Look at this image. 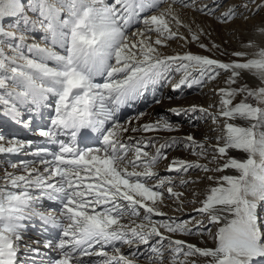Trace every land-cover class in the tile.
Returning <instances> with one entry per match:
<instances>
[{"label": "snow or ice", "instance_id": "1", "mask_svg": "<svg viewBox=\"0 0 264 264\" xmlns=\"http://www.w3.org/2000/svg\"><path fill=\"white\" fill-rule=\"evenodd\" d=\"M177 4L213 17L219 11L196 7V0H0V115L30 126L34 114L53 112L36 129L42 144L0 136V154L27 157L0 170V264H17L34 218L60 230L58 239L43 242L56 253L49 264H198V257L205 264H254L264 258V41L242 42L255 53L233 51L227 62L191 52L165 55L161 49L170 41L185 39L173 22L187 29L188 42L203 35L180 21ZM216 18H236L235 7ZM245 73L257 83H248ZM174 74L180 77L174 91L225 76V87L215 90L218 105H209L215 114L196 105L169 109L208 113L221 134L215 144L184 137L185 150L207 163L173 159L165 171L175 175H161L156 166L177 138L157 145L159 137L129 133L173 132L178 125L158 118L132 126L117 113L150 88L155 97V86ZM88 133L95 144L82 146L78 137ZM233 150L241 155H230ZM192 170L235 173L207 176L213 183L194 209L217 226L211 248L175 238L202 235V221L192 217L190 228V221L162 210L165 200L183 210L186 192L177 189L199 183L182 175ZM191 195L196 203L199 193ZM45 199L59 207L44 210ZM40 243L24 247L40 255L32 246Z\"/></svg>", "mask_w": 264, "mask_h": 264}, {"label": "rangeland", "instance_id": "2", "mask_svg": "<svg viewBox=\"0 0 264 264\" xmlns=\"http://www.w3.org/2000/svg\"><path fill=\"white\" fill-rule=\"evenodd\" d=\"M205 1H207V0H196V7H201L202 5H208L209 2L213 1V0H210L208 3H205ZM257 1L258 0H254V2H253V0H219L216 3L209 4V6L213 7V8L219 6V11L216 13V17H218L221 12L226 11L229 7H231V6L235 7L236 18H234V19H232L226 23L219 21L216 17L203 15L198 11H194L192 8L186 9V8H183L179 4L175 5L174 7H175V10L178 14V18L180 19V21L185 25H191L193 32L202 31L203 35L200 36V39L198 42H188V41H190V33L187 31L186 28H183V27H180L177 29V26L173 22V25H172L173 31H178L180 34H182L185 37V39H183L182 41H181V39L172 40L168 43V46L165 48H162L161 51L165 55H175V54H182V53L184 54L185 51L183 50V47L187 46L188 49H190L191 51H193L197 54H203L204 53V54L210 55L211 57L218 59L220 61H222L221 58L225 57V55H227L229 59H232V58L235 59L231 55L232 52L235 51L232 48L235 44L229 43L226 39H224L223 41L221 39H219V37L222 36V31H223L222 25L223 24L224 25L225 24L230 25L232 27V29H235L236 28L235 27L236 21H239L240 18L244 17L246 14H249L250 12L251 13L249 16H251L252 18L255 19L257 17L260 19H264V7H259V8L257 7L258 5H264V0L260 1V3ZM109 2H111V0H109ZM245 4L247 5V7H244ZM240 6L243 7L241 10H240ZM167 7H168V4L162 5V8H167ZM239 10L241 13L238 12ZM190 12H194V15H192V16L189 15ZM40 35H41L40 32L35 33V36L37 38H39ZM29 42H31V40H29ZM200 43H203L204 45H206L207 48L211 49V51L200 48V46H199ZM178 51H180L182 53H175ZM169 52H173V54H170ZM186 52H188V51H186ZM179 78H180L179 75L174 74L170 81L162 82L161 84H159V86L158 85L155 86V97L153 95V89L150 88V90L147 91V96L145 98V101L144 100L142 101L141 108L143 106H145L149 100H150V103L146 108L141 110L140 113H144L143 116H140L139 115L140 113L131 114L132 117H130L129 119H131L133 122L132 126H135V125L140 124L142 122H145L147 120V116L152 114L151 110L154 107V105L156 104L155 100L159 99V98H156L159 94L161 96V98L159 99L160 105L162 106L161 108L158 109L159 111L157 113V116L159 115L158 116L159 118H164L163 114H165L166 115L165 118L170 120L171 122H173L177 125H183V126H186V124H188L187 128H193V129L195 128L196 130L199 131L198 133H200V134H202V133L208 134L209 132H207L206 130H209V128L211 126H218V124L213 123V120L208 113L201 112L198 110V112L197 111H195V112H181L179 115H176V114L170 112L169 109L176 108V107H179L181 105H185L184 107L181 108V109H185V108H187L186 106L191 105V104H188L189 102H195V100H197L199 97L210 99L212 105H218L219 96L217 95L216 92L214 93V90H212L210 88H213V87L215 88L218 85L220 86L223 83V81L225 80V76L221 75L216 80L206 82L202 86H200V85H193L192 87L183 86L180 90H176L173 93L172 97L166 96L165 95V93H166L165 88H167L168 86H171V88H173L174 84L179 80ZM207 90H209V91H207ZM149 93H150V95H149ZM153 99H155V100L151 101ZM140 100H141V98H140ZM172 101H174V104H171ZM252 102L255 103V101H252ZM202 108L208 109L209 113L215 114V112H214V111H216L215 107H213V108L202 107ZM47 111L52 112V108H47ZM137 116H139L138 120L136 119ZM127 117H125L121 123H125L126 121H128L129 119L126 120ZM6 118H8V117L0 115V124H3L5 122L4 120ZM10 121H12V120H10ZM220 123H221V121H220ZM16 124L20 125L18 123H16ZM39 124L41 125V127L43 125H47L45 123H39ZM30 126L39 128L38 126H33L32 124ZM178 131L179 130H177V132ZM215 131L216 130H211V132H215ZM174 132L175 131H173V132L160 131V132H155V133H139L140 135H144V136L159 137V139L155 141V143L157 145L159 143H163L164 140L168 139L169 137H176L177 138L176 146L167 150L168 158L167 159H161L156 167L165 166V168H167L168 164L171 163V161H172L171 158L174 157V155L175 156L183 155V158H184L185 154H188L190 157H193L192 162H199L202 164L207 163V160L198 159V157L193 156L191 154L190 150H185L183 138L186 137L185 136L186 133L184 131L178 132V133H174ZM5 136L6 135H4V137ZM210 140H211L210 141L211 144H213L215 141L213 138H210ZM201 141H203V140H201ZM89 146H93V145H89ZM149 151L154 152L155 149L152 148V149H149ZM2 155H6V157H5L6 159L2 160V158H3V157H1ZM211 156H212V152H211V150H209V157L208 158L211 159ZM12 157H13V159L8 161V158L10 159ZM15 157H16V155L0 154V170L7 167V165L10 162H16L19 160V159L14 160ZM24 158L25 157L22 156L20 159H24ZM220 162H222V161H220ZM214 166H216V165H214V164L209 165V167H214ZM165 168H163V169H165ZM9 170H11V169H9ZM171 175H175V174L173 173ZM182 175L184 176V178L187 177V179L190 177L193 180L199 178V183L191 184V185H193L192 188H194L197 186L199 187L202 184V182H204V180L207 179L206 176H208L209 173H205V172L200 171V170H192L189 174H182ZM191 185L187 186L186 188L191 187ZM194 185H196V186H194ZM186 188L182 189V190L187 193L188 191L186 190ZM193 191H196V189ZM193 199H194L193 197H192V199H189L190 202L185 203V206H190V207L194 206V209H195L196 206L199 205V200L201 199L200 195H199V198H198V196L195 197L196 203L191 202ZM172 202H173L172 200H165V205H166L167 209H169L170 211L172 210L171 212L166 211L167 214H169V213L174 214L173 212L176 211L175 210L176 207L173 208L172 205L173 206L174 205L177 206V205L175 203H172ZM190 207H189V209H190ZM263 208H264V205L261 206V211H263ZM185 209H187V208H185ZM194 209L190 210L186 214H183L182 217H180L179 219L182 221H185V222L190 221L188 223V227H190V228L193 227V224L195 223V221H191L192 217H195L196 221H202V226L199 227L197 229V231H199L203 234L202 235L194 234L191 236H184V235L177 234L176 236L183 238V240H185L187 238L188 239L187 241H192L190 244L196 245L197 247H198V245L202 246L203 242H207L208 244H214V240L212 239V236L210 233H215V231L217 230V227L213 224H210L209 222H206V220H207L206 217L198 214L197 212L194 211ZM170 216H172V215H170ZM261 218H263L262 215H261ZM58 232H59V230L54 228L50 233H51V235H53V234H56ZM198 241L200 243H198ZM21 245H23V242L21 243ZM17 257H23V255L20 254ZM197 260H198V264H205L204 258L198 257ZM260 260L264 261V258H260ZM23 261H25L24 262L25 264H29V262L27 260L22 259V262ZM44 264H46V263H44ZM140 264H145V261L143 259H141Z\"/></svg>", "mask_w": 264, "mask_h": 264}, {"label": "bare ground", "instance_id": "3", "mask_svg": "<svg viewBox=\"0 0 264 264\" xmlns=\"http://www.w3.org/2000/svg\"><path fill=\"white\" fill-rule=\"evenodd\" d=\"M210 0H207V1H205V3H208ZM219 0H213V1H210L209 2V4H211V3H216V2H218ZM260 1H262V0H258L257 2H259L260 3ZM204 3V4H205ZM208 4V5H209ZM203 6V5H202ZM243 7H241L240 6V10L242 9ZM240 10L238 11V12H240ZM245 11V10H244ZM241 13V12H240ZM251 13V12H250ZM250 13L249 14H246L244 17H242V18H240V20L239 21H236V28L235 29H232V27L230 26V25H222L223 26V28H222V36H220L219 37V39H221L222 41L224 40V39H226L229 43H234L235 45L232 47L235 51H237V50H240V51H246V52H248L249 53V56L251 57L252 55H253V53H255V51H256V49L255 48H246V47H244L243 45H242V42H244V41H249V40H254V41H256L258 44L259 43H261V41H264V36H261V32H260V29H261V26H264V19H260V18H252L251 16H249L250 15ZM189 15H194V12H190V14ZM187 17V16H186ZM202 20V19H201ZM238 20V19H237ZM182 41V40H181ZM181 43V42H180ZM232 46V45H231ZM182 50V49H181ZM183 50L185 51V53H187L186 51H188V52H191V53H195V52H193V51H191L190 49H188L187 48V46L185 47H183ZM170 54H173V52H169ZM175 53H182V52H180V51H178V52H175ZM183 54V53H182ZM197 54V53H196ZM201 55H206V54H201ZM206 56H210V55H206ZM211 57V56H210ZM213 58V57H212ZM222 59V61L223 62H227V61H229V60H231V59H229L228 58V56L227 55H225V57H223V58H221ZM233 59V58H232ZM245 79L248 81V83H251V84H255V83H257V81H255V80H253L252 79V77L249 75V74H247V73H245ZM243 81H241V83H242ZM220 87H225V84H224V81H223V83L219 86H216L215 88L213 87V88H210V89H212V90H214V93L216 92L215 90L216 89H218V88H220ZM166 89V93H165V95L166 96H168V97H172V95H173V93L176 91H174L173 90V88H171V86H168L167 88H165ZM209 89V88H208ZM209 89V90H210ZM209 90H207V91H209ZM209 95V94H208ZM164 97V96H163ZM242 97H240V96H237L236 97V102H238L240 99H241ZM191 100V99H190ZM140 101V98L139 99H137L136 101H134V102H132L131 103V106H127L126 107V111H128V113L126 112V113H124V114H121L120 113V116H118L119 117V119L120 118H123V117H125L126 115H128V114H130V113H133V111L134 112H136L138 109H139V107H141V105H142V103L141 102H139ZM218 101V100H217ZM163 102V101H162ZM250 102H252V101H250ZM214 103V102H213ZM253 103V102H252ZM171 104H174V101H172V103ZM188 104H191L190 106H186L187 108H189V107H191L192 105H196V106H198V108L199 107H207V108H209V105H212L211 104V101H210V99H207V98H198L197 100H195V102H189ZM185 105H181V106H179V107H176V108H178V109H181L182 107H184ZM162 106L160 105V103L158 104V103H156L155 105H154V107L152 108V110H151V112H152V114L151 115H149V116H147V120L145 121V122H142V123H140V124H144V123H148V122H153V121H155V120H157L159 117V115L157 116V113H158V109L159 108H161ZM164 107V106H163ZM215 110H216V108H215ZM197 112H198V110H197ZM215 113H216V111H214ZM42 114H43V117L45 118L46 116H50V115H52L53 114V112H50V111H47V109H43L42 110ZM164 116V118H165V114H163ZM170 116V115H169ZM158 117V118H157ZM146 118V117H145ZM202 118V117H201ZM42 123H45V124H47L48 125V123H46V122H42ZM133 123V122H132ZM223 123V121L221 120V123L220 124H222ZM33 126H37L38 125V127H41V125L40 124H38V123H35V122H32L31 123ZM47 125H43L42 126V128L43 127H46ZM133 125V124H132ZM136 126V125H135ZM187 126H188V124H186V126H183V125H178V132H185L186 134H185V136H187V135H192L197 141H201V140H204L205 139V137H207L208 138V140H209V142L211 141L210 140V138H213L215 141H214V143L213 144H215L216 143V137L218 136V135H220L221 133H220V131H219V127H220V125H218V126H211L210 128H209V130H206L207 132H209L208 134H204V133H202V134H200V133H198L199 131L198 130H196L195 128L193 129V128H187ZM217 128V129H216ZM211 130H216L215 132H211ZM177 131H175L174 133H178ZM206 132V133H207ZM198 133V134H197ZM11 134V133H10ZM3 135H6V134H4V132H3ZM129 135H140L139 133H137V134H131V133H129ZM30 140H32V139H30ZM230 155H232V156H240L241 155V153H238V152H236V151H231L230 153H229ZM1 157H3L2 158V160H4V159H6L5 157H6V155H2ZM173 159H185V160H188V161H192V159H193V157H190L188 154H185V157L183 158V155H177V156H175L174 155V157H172L171 158V160H173ZM163 168H165V166H158V167H156V170L158 171V172H160L161 173V175H171V174H173V173H166V168L165 169H163ZM224 174H235L232 170H226L224 173H220V172H209V175H211V176H214V177H218V176H220V175H224ZM208 175V176H209ZM189 177V176H188ZM191 178V177H190ZM193 178V177H192ZM206 178H207V176H206ZM185 179H187V177H185ZM178 180H179V178H177V183H178ZM213 182L212 181H209L208 179H205L204 180V182H202V184L198 187H194V188H192V186L193 185H191V187H188V188H186V190L188 191L187 193H186V196H185V203H189L190 202V200L189 199H192V195H191V193L193 192V190H195L196 189V191L199 193V195H200V198L202 199L203 198V194L206 192V190H207V188H208V186L209 185H211ZM194 186H196V185H194ZM192 188V189H191ZM177 190H182V189H177ZM199 195H198V198H199ZM173 203V202H172ZM170 205V204H169ZM200 206V204L198 205V206H196V208H198ZM42 207H43V209L45 210V209H47V208H45V206H44V203L42 204ZM170 207V206H169ZM172 207L173 208H175V207H177V206H173L172 205ZM189 207L190 206H184L183 207V210L182 211H175V212H173L174 214H172V213H169L168 214V216H170V215H172L171 217H174V218H180V217H182V215L183 214H186V213H188L190 210H192V209H194V206H192V207H190V209H189ZM185 208H187V209H185ZM172 209V208H171ZM162 210L166 213V211H169V212H171L169 209H167V207L165 206V207H163L162 208ZM262 217L263 218H261V220H263L264 221V208H263V211H262ZM36 218H34L33 220H35ZM207 219V218H206ZM31 222H33V221H31ZM206 222H208V220H206ZM216 226V225H215ZM217 227V226H216ZM26 230H30L29 228H27ZM25 232V231H24ZM59 233V232H58ZM51 234V233H50ZM54 235L55 234H53L52 235V239H54L53 237H54ZM32 237H31V239H30V241H34L33 239L34 238H38V239H40L39 241H41V243L39 244V245H36V247L38 246L39 248H40V252H41V254L40 255H35L34 253H31V252H24L25 254H21V253H19L18 252V255H23V257H17V259H19V261L20 262H22V259H24V260H27L28 262H29V264H36V262L38 261L39 262V264H44V263H46V264H49V261H50V259L51 258H54V252H53V250H51V249H46V248H44L43 247V242H44V239H42L41 238V236L40 237H38L37 235H31ZM48 238H51V237H48ZM175 238L176 239H181V240H183V238H180V237H178V236H175ZM42 239V240H41ZM186 241L188 240L187 238L185 239ZM192 241H187V243H191ZM198 243H200L199 241H198ZM34 245V244H33ZM215 245L214 244H208L207 242H203V244H202V246H199L198 245V247H201V248H203V247H209V248H211V247H214ZM21 248L23 249L24 247H22L21 246ZM20 248V249H21ZM25 249V248H24ZM50 250V251H49ZM52 252V253H51ZM48 254H50V256H49V259L48 258H43L44 256H48ZM260 258H257L255 261H254V264H264V261H262V260H260ZM23 262H25V261H23ZM25 264V263H24Z\"/></svg>", "mask_w": 264, "mask_h": 264}]
</instances>
